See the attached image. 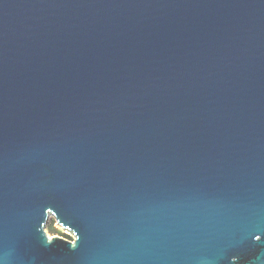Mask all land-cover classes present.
Returning <instances> with one entry per match:
<instances>
[{"label": "water", "instance_id": "1", "mask_svg": "<svg viewBox=\"0 0 264 264\" xmlns=\"http://www.w3.org/2000/svg\"><path fill=\"white\" fill-rule=\"evenodd\" d=\"M0 264H264V0H0Z\"/></svg>", "mask_w": 264, "mask_h": 264}, {"label": "trees", "instance_id": "2", "mask_svg": "<svg viewBox=\"0 0 264 264\" xmlns=\"http://www.w3.org/2000/svg\"><path fill=\"white\" fill-rule=\"evenodd\" d=\"M47 232L48 234L52 235V234H59L60 236L66 238V239H71V237L61 231H59L57 228H55L54 226V222H51L48 226H47Z\"/></svg>", "mask_w": 264, "mask_h": 264}, {"label": "rangeland", "instance_id": "3", "mask_svg": "<svg viewBox=\"0 0 264 264\" xmlns=\"http://www.w3.org/2000/svg\"><path fill=\"white\" fill-rule=\"evenodd\" d=\"M51 222H54V226H55V228H57L59 231L65 233V234H67V235H69V236L71 237V234H70L69 232H67V231L62 230V229H61V228L55 223V221H54L53 218H51V219L48 221V223H47V225H46V227H45L46 232H47V226H48ZM47 234H48V232H47ZM48 235H50V234H48ZM53 235L60 236V235L57 234V233H56V234H52V235H50V236H53ZM61 237H62V236H61ZM71 239H72V238H71Z\"/></svg>", "mask_w": 264, "mask_h": 264}]
</instances>
